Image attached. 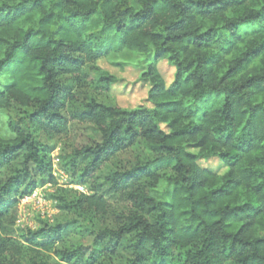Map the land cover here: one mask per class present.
<instances>
[{"label":"trees","instance_id":"1","mask_svg":"<svg viewBox=\"0 0 264 264\" xmlns=\"http://www.w3.org/2000/svg\"><path fill=\"white\" fill-rule=\"evenodd\" d=\"M123 49L152 52L141 73L150 105L90 99L76 118L99 139L67 160L84 185L143 143L145 158L105 180L129 208L108 217L101 196L79 193L60 207L90 216L88 243L57 248L70 223L15 236L20 201L55 183L39 132L65 133L74 83ZM0 115L10 132L0 136V264H50L52 250L56 264H264V0H0ZM211 157L223 172L200 164Z\"/></svg>","mask_w":264,"mask_h":264},{"label":"rangeland","instance_id":"2","mask_svg":"<svg viewBox=\"0 0 264 264\" xmlns=\"http://www.w3.org/2000/svg\"><path fill=\"white\" fill-rule=\"evenodd\" d=\"M151 60V51L142 54L123 49L86 66L83 81L78 84L74 83L73 92H75L76 100L65 104L63 114L67 118L66 132L55 135L44 132L38 134L40 141L54 148L51 155L52 175L55 183L38 186L30 196H27V199L20 201L17 219L12 227L15 236L19 237L25 229H35L37 228L36 225L43 223L49 225L70 223V230L65 236V241L58 244L57 248H72L80 242L88 243L89 238H87L83 228L92 221L90 216L83 212L79 213L60 207L63 201L69 202L77 199L79 193L90 195L95 192L96 196H101L105 202L108 217L129 208L123 195L106 189L107 182L105 180L110 173L145 158L147 149L143 143H138L127 151L116 154L95 173L94 179H88L92 181L84 185L76 183V180L79 179V173L72 174L67 159L73 156L74 152L81 146L91 145L99 139V133L93 126L81 123L76 118L77 113L84 110L86 102L90 99L106 105H118L125 109L150 105L147 101L150 85L142 80L141 73ZM158 68L166 85H169L174 78L175 69L165 60L158 63ZM103 73L113 78L109 86L99 80V76ZM0 136H10L6 126V117L3 115H0ZM200 164L216 169L220 173L224 171V167L217 157L201 160ZM82 168L83 166L80 165L79 169ZM168 169H170L168 164L153 167L155 171H167ZM101 183L103 186L98 187V184ZM99 222L100 220L97 219V225ZM43 258L47 259L50 264L59 262V257L53 250L46 252Z\"/></svg>","mask_w":264,"mask_h":264},{"label":"clouds","instance_id":"3","mask_svg":"<svg viewBox=\"0 0 264 264\" xmlns=\"http://www.w3.org/2000/svg\"><path fill=\"white\" fill-rule=\"evenodd\" d=\"M237 15H246V13H245V12H238ZM242 27H243V26H242ZM108 124H109V121H108V120H105V121L103 122V125H102V126L107 127ZM31 130H32V129H31L30 127H25V129H24L25 134H27V132H29V131H31ZM120 134H121V132L118 131L117 135H120ZM36 227H39V225H36Z\"/></svg>","mask_w":264,"mask_h":264},{"label":"built area","instance_id":"4","mask_svg":"<svg viewBox=\"0 0 264 264\" xmlns=\"http://www.w3.org/2000/svg\"><path fill=\"white\" fill-rule=\"evenodd\" d=\"M23 199H27V197H24Z\"/></svg>","mask_w":264,"mask_h":264}]
</instances>
